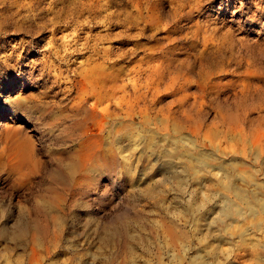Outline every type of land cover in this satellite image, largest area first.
I'll use <instances>...</instances> for the list:
<instances>
[{
  "label": "rangeland",
  "instance_id": "374dc122",
  "mask_svg": "<svg viewBox=\"0 0 264 264\" xmlns=\"http://www.w3.org/2000/svg\"><path fill=\"white\" fill-rule=\"evenodd\" d=\"M46 63L65 80L118 73L119 86L138 89L142 111L169 102L179 149L209 159L193 173L174 158L163 204L135 199L117 160L85 181L58 182L79 147L64 136L75 120L55 103L62 96L0 109V136L26 140L28 166L14 172L5 152L0 159V264H30L33 254L39 264H264V0H0V103L35 98ZM110 100L101 107L133 98L121 90ZM111 123L104 142L115 138ZM150 165L138 168L142 186L153 177L164 188L162 163L159 173ZM226 174L233 189L222 185ZM51 187L57 207L47 202ZM22 225L47 233L38 243L10 234Z\"/></svg>",
  "mask_w": 264,
  "mask_h": 264
},
{
  "label": "bare ground",
  "instance_id": "6f19581e",
  "mask_svg": "<svg viewBox=\"0 0 264 264\" xmlns=\"http://www.w3.org/2000/svg\"><path fill=\"white\" fill-rule=\"evenodd\" d=\"M167 67L168 66H164L165 69H167ZM56 69L55 66L49 63L45 64L46 72L44 71L38 74L41 76L40 81L43 80L44 82L42 83V86H40L41 89L38 90L35 98L28 99L26 97L19 98L17 96L18 99L16 100V106L12 105L9 100H5V102L2 101L3 103H0V109L2 116H5V112L10 115V111L16 112L15 107L17 106L22 109L37 108L38 106L42 107L47 104L49 106L51 103H48V101L45 102L46 98L53 97L54 99H57L58 96H62V98L55 103H59L60 108H62V114L74 117L75 120L73 129L70 128L72 131H65L66 134H64V136L70 138L71 141L76 137L79 140V147L73 149L71 152L68 150L69 155L64 164V169H59L63 170V172H60L56 176L58 182L64 181L68 183L72 181H85L92 173H97L101 168L107 166L108 160H111V162L117 160V162L120 163V171L129 177L132 185L133 197L135 199L138 200L144 195L153 203L163 204V202H167L171 189L169 167L172 165L174 158H185L182 163L193 171V173L199 172L198 170L200 169V164H202L203 158L207 160L209 159V156H205L204 154L199 155V157H191L190 148L187 146H185V152L179 149L180 145H177L178 143L172 137L173 121L169 102L166 103L163 112L155 109H153V111H142L138 106L140 98L138 89L131 87L129 90L124 86H119V84H117V80L119 79L117 75L118 73L114 75V73L107 72L105 69H100L99 71V68H97V75L94 74L96 72L93 70H88L83 73L74 74L70 77L67 75L68 79L65 80L63 78L60 79V76V78H51V71ZM29 82L34 83L37 81L33 76ZM165 88L167 90V95H170V77H167ZM121 90L128 92L129 96L133 98L131 103L128 105H121L120 102L116 103L111 111H108L106 105L101 107L105 101H111L110 99L116 98L117 91ZM158 102V99L153 100V104ZM134 117L137 119L136 121L134 120ZM111 121V133L115 138L112 141L104 142V133H107V128ZM116 126L119 127L117 128ZM11 135H9V137H11ZM4 138L0 136V159L5 152L7 166L10 171L14 170V172H16L17 168H25L27 165L25 167H23V165L25 162V151H27L26 140L20 141L16 139V137L9 141ZM3 139L5 140V143ZM111 142L114 143V146ZM104 144L108 145V147ZM116 145L117 147L115 148ZM144 159L147 160L148 164L151 162L150 171L153 173H159L158 170L161 168L160 162L162 163L164 173L166 174V176H164V180L166 181L164 188L161 186L159 187L160 180L153 177L150 178L147 184L142 186V182H144L146 176L139 172L138 168ZM206 167V172L211 173V164H206ZM246 176L252 177V174L247 173ZM56 178L54 179L56 180ZM60 184L62 185V183ZM231 184L232 183L226 174V182L222 183V185L224 187L229 185V187L233 189V184ZM49 193L50 194L47 196V202L54 204L55 207H57L61 202L60 199H62V196L60 197L59 192H57L54 187H51ZM238 196L241 200L246 198L242 193H238ZM167 209L168 207L166 210ZM233 211L235 212V210ZM229 212L228 214H230ZM35 224L37 225V223ZM36 225H33L32 227L29 225H22L10 232V234L17 237L31 233L30 237L32 242L38 243L42 240L40 238L43 237L41 235L44 233L42 234L43 228H38ZM159 227L165 235L167 234V236H170V234H172L173 229L170 225L166 224V222L159 223ZM37 229L39 230L38 232L36 231ZM43 230L46 231V229ZM46 233L47 231L45 232V235ZM170 240L173 241L171 237ZM31 256L30 264H39L38 257L34 254Z\"/></svg>",
  "mask_w": 264,
  "mask_h": 264
}]
</instances>
